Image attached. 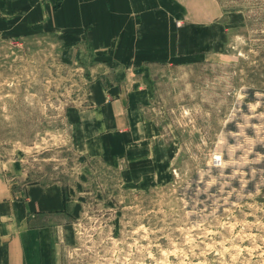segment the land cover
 I'll return each instance as SVG.
<instances>
[{"label":"rangeland","instance_id":"1","mask_svg":"<svg viewBox=\"0 0 264 264\" xmlns=\"http://www.w3.org/2000/svg\"><path fill=\"white\" fill-rule=\"evenodd\" d=\"M58 4L0 0V174L75 202L62 264H264V0L187 1L225 40L153 66L145 115L166 153L151 186L73 142L100 60L55 25Z\"/></svg>","mask_w":264,"mask_h":264},{"label":"crops","instance_id":"2","mask_svg":"<svg viewBox=\"0 0 264 264\" xmlns=\"http://www.w3.org/2000/svg\"><path fill=\"white\" fill-rule=\"evenodd\" d=\"M187 1L59 0L54 10L55 25L73 27V41L100 60L87 106L73 108V142L87 156L126 162L139 185L151 186L155 171L165 169V145L145 115L153 66L222 52L221 24L191 19ZM75 205L58 182L25 184L0 174V264H62Z\"/></svg>","mask_w":264,"mask_h":264}]
</instances>
